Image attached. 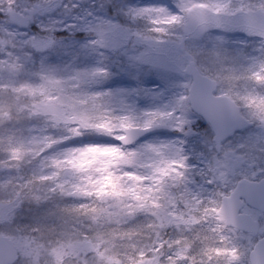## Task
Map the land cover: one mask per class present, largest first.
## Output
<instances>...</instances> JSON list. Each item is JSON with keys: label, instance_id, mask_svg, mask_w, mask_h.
<instances>
[{"label": "snow or ice", "instance_id": "obj_1", "mask_svg": "<svg viewBox=\"0 0 264 264\" xmlns=\"http://www.w3.org/2000/svg\"><path fill=\"white\" fill-rule=\"evenodd\" d=\"M84 3L0 0V264H264V0Z\"/></svg>", "mask_w": 264, "mask_h": 264}, {"label": "rangeland", "instance_id": "obj_2", "mask_svg": "<svg viewBox=\"0 0 264 264\" xmlns=\"http://www.w3.org/2000/svg\"><path fill=\"white\" fill-rule=\"evenodd\" d=\"M97 2H99V0H97ZM133 3H135L136 5H139V6H149V5H156V4H169V3H171V0H133ZM88 6H89V0H85L83 7L87 8ZM115 82L117 85L125 84V83H127V84L131 83V81H128L126 79V77H124L122 75L117 76ZM143 82L149 87L155 86L157 83H159L157 78L155 76H152V75H145L143 77ZM247 134H248L247 130L242 132L239 136L234 138V141L238 140L241 137L246 136Z\"/></svg>", "mask_w": 264, "mask_h": 264}, {"label": "trees", "instance_id": "obj_3", "mask_svg": "<svg viewBox=\"0 0 264 264\" xmlns=\"http://www.w3.org/2000/svg\"><path fill=\"white\" fill-rule=\"evenodd\" d=\"M197 123L203 124V127L201 128V131H203V128H206L207 127V125L204 124L203 122L198 121Z\"/></svg>", "mask_w": 264, "mask_h": 264}, {"label": "flooded vegetation", "instance_id": "obj_4", "mask_svg": "<svg viewBox=\"0 0 264 264\" xmlns=\"http://www.w3.org/2000/svg\"><path fill=\"white\" fill-rule=\"evenodd\" d=\"M241 133H242V132H240V133H237V136H239ZM237 136H236V137H237Z\"/></svg>", "mask_w": 264, "mask_h": 264}]
</instances>
